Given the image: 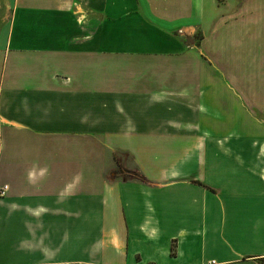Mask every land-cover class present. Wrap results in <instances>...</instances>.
I'll return each mask as SVG.
<instances>
[{
    "label": "crops",
    "instance_id": "crops-1",
    "mask_svg": "<svg viewBox=\"0 0 264 264\" xmlns=\"http://www.w3.org/2000/svg\"><path fill=\"white\" fill-rule=\"evenodd\" d=\"M0 5V264H264V0Z\"/></svg>",
    "mask_w": 264,
    "mask_h": 264
},
{
    "label": "rangeland",
    "instance_id": "rangeland-1",
    "mask_svg": "<svg viewBox=\"0 0 264 264\" xmlns=\"http://www.w3.org/2000/svg\"><path fill=\"white\" fill-rule=\"evenodd\" d=\"M6 12V7L4 5H0V32L3 30V28L5 27V21H2V17H4ZM200 37V35L195 36L193 43H197L199 40L198 38ZM122 155V154H121ZM123 161V160H121Z\"/></svg>",
    "mask_w": 264,
    "mask_h": 264
},
{
    "label": "built area",
    "instance_id": "built-area-1",
    "mask_svg": "<svg viewBox=\"0 0 264 264\" xmlns=\"http://www.w3.org/2000/svg\"><path fill=\"white\" fill-rule=\"evenodd\" d=\"M7 191V187L4 186V187H1L0 188V196H4L5 192Z\"/></svg>",
    "mask_w": 264,
    "mask_h": 264
},
{
    "label": "trees",
    "instance_id": "trees-1",
    "mask_svg": "<svg viewBox=\"0 0 264 264\" xmlns=\"http://www.w3.org/2000/svg\"><path fill=\"white\" fill-rule=\"evenodd\" d=\"M201 39V36L198 38V40H200ZM197 45V44H196Z\"/></svg>",
    "mask_w": 264,
    "mask_h": 264
}]
</instances>
